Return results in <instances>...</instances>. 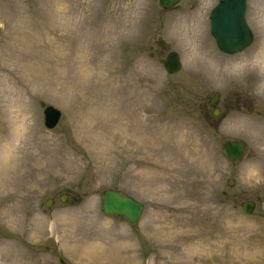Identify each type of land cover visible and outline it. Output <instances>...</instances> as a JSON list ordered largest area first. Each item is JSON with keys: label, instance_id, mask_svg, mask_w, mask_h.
Returning a JSON list of instances; mask_svg holds the SVG:
<instances>
[{"label": "rangeland", "instance_id": "obj_1", "mask_svg": "<svg viewBox=\"0 0 264 264\" xmlns=\"http://www.w3.org/2000/svg\"><path fill=\"white\" fill-rule=\"evenodd\" d=\"M217 1L0 0V264H264V0L233 55L210 31ZM107 189L141 218L106 214Z\"/></svg>", "mask_w": 264, "mask_h": 264}, {"label": "water", "instance_id": "obj_2", "mask_svg": "<svg viewBox=\"0 0 264 264\" xmlns=\"http://www.w3.org/2000/svg\"><path fill=\"white\" fill-rule=\"evenodd\" d=\"M164 8H171L180 0H159ZM247 2L248 0H219L210 14L211 32L216 39L218 47L227 52L233 53L247 48L252 41V32L247 23ZM164 66L170 73H175L181 69V59L179 53L171 51L164 60ZM217 93L210 101V105L216 107ZM41 105L46 103L41 101ZM219 109L213 113L218 114ZM45 124L49 128H54L60 118L61 111L53 105H47L44 110ZM222 148L232 161L241 159L245 152V143L242 140L227 139L222 144ZM234 182H230L233 184ZM66 197L61 196V200L66 202ZM54 199L50 198L46 205L51 207ZM241 206L247 213H252L255 202L248 200L242 202ZM103 210L107 214H115L127 218L131 223H135L140 218L144 210V204L132 197L114 189H107L104 193Z\"/></svg>", "mask_w": 264, "mask_h": 264}, {"label": "flooded vegetation", "instance_id": "obj_3", "mask_svg": "<svg viewBox=\"0 0 264 264\" xmlns=\"http://www.w3.org/2000/svg\"><path fill=\"white\" fill-rule=\"evenodd\" d=\"M217 92H219V91H217ZM215 94H216V92H215ZM215 94L212 95V96L209 98V100H208V106L210 107V113H211V115L214 116V119L217 120L218 116H219L220 113L222 112V108L224 107L223 105L226 104V103L221 102V92H219V95H218V98H217V103H216V107L219 109V115H218V116H215L213 112H214V111H217V108L215 109V107H212V106L210 105V101H211V99L213 98V96H215ZM225 95H227V94H225ZM224 100H225V102H226V98H224ZM230 102H232V100H230ZM230 102L228 101V103H230ZM241 105H242V103L239 102V103H238V106H241Z\"/></svg>", "mask_w": 264, "mask_h": 264}, {"label": "bare ground", "instance_id": "obj_4", "mask_svg": "<svg viewBox=\"0 0 264 264\" xmlns=\"http://www.w3.org/2000/svg\"><path fill=\"white\" fill-rule=\"evenodd\" d=\"M86 117H89L90 118V120H92V117H90V115L88 114V115H86ZM4 149H5V152L7 153L8 151H9V148L7 147V146H5L4 147ZM2 162V161H1ZM5 164V161H3V163H2V165H4ZM1 166V165H0ZM103 247H105V246H103ZM102 247V248H103ZM104 249V248H103ZM95 251V248L94 247H92V249H91V252H88V254L89 255H91V258H94V256L92 255V253ZM99 252V246L97 247V253ZM101 255L102 254H106V252H102V253H100Z\"/></svg>", "mask_w": 264, "mask_h": 264}]
</instances>
